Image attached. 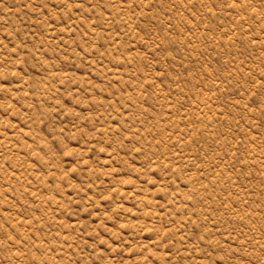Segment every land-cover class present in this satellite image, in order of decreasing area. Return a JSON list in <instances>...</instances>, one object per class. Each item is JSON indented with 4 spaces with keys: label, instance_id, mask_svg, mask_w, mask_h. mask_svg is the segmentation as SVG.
Here are the masks:
<instances>
[{
    "label": "rangeland",
    "instance_id": "374dc122",
    "mask_svg": "<svg viewBox=\"0 0 264 264\" xmlns=\"http://www.w3.org/2000/svg\"><path fill=\"white\" fill-rule=\"evenodd\" d=\"M0 264H264V0H0Z\"/></svg>",
    "mask_w": 264,
    "mask_h": 264
}]
</instances>
